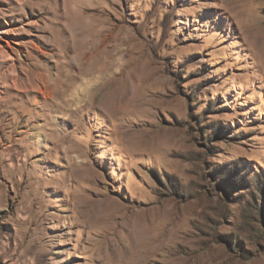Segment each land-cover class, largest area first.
<instances>
[{
    "label": "rangeland",
    "instance_id": "obj_1",
    "mask_svg": "<svg viewBox=\"0 0 264 264\" xmlns=\"http://www.w3.org/2000/svg\"><path fill=\"white\" fill-rule=\"evenodd\" d=\"M91 13L100 104L44 105L27 54L55 73L74 41L45 36ZM255 22L264 0H0V264H264Z\"/></svg>",
    "mask_w": 264,
    "mask_h": 264
},
{
    "label": "bare ground",
    "instance_id": "obj_2",
    "mask_svg": "<svg viewBox=\"0 0 264 264\" xmlns=\"http://www.w3.org/2000/svg\"><path fill=\"white\" fill-rule=\"evenodd\" d=\"M70 14H72V12L67 11L65 16H71ZM93 17L94 15L92 13L87 15L88 20H91ZM90 20L89 27L83 28L81 26H76L73 29V36L71 35V38H62L60 32L61 29H58V33L55 32V35H53V33L45 36L46 40L43 41V47L45 50H41L40 53L46 58L51 54V56L58 54L57 46L66 48L70 42L74 41L71 54H68L69 50H65L64 52L62 50L65 60H61V62L58 63L56 66L57 71L55 73L49 71L43 72L41 61H34L36 59L34 54H27L26 61H29L27 79L30 83L27 90H35V81L43 80L44 83L37 87V91L44 95L46 99L44 105L58 106L60 104L56 102L58 99H61L67 106H72V104L81 100L91 109L98 107V104H100L99 99L95 96L99 87L98 76L104 72L105 67L108 65V61L104 59L105 61L100 65L101 60L100 58L97 59L98 46L95 40V26L90 25ZM251 25L253 29L258 30L257 33H264L263 23L255 22ZM44 29L43 31L46 32ZM261 38V43L264 44V35H261ZM46 58V62L50 61ZM83 78H85V81L83 82L84 89H81L77 80ZM124 103L126 104L125 101ZM75 112H78V110ZM125 254V256L119 257L125 264H133L131 259H133V257L138 259L139 257L138 252L134 254L126 252ZM135 262V264H138L139 260H136Z\"/></svg>",
    "mask_w": 264,
    "mask_h": 264
}]
</instances>
